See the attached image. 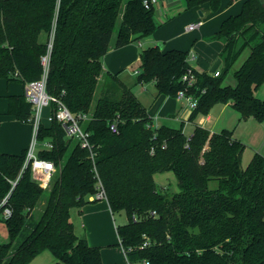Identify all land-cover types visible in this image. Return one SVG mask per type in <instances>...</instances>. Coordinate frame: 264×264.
I'll return each mask as SVG.
<instances>
[{
	"label": "trees",
	"instance_id": "obj_1",
	"mask_svg": "<svg viewBox=\"0 0 264 264\" xmlns=\"http://www.w3.org/2000/svg\"><path fill=\"white\" fill-rule=\"evenodd\" d=\"M203 3L214 12L221 6V0H187V7ZM157 27L155 6L146 8L143 0H0V78L25 85L47 67L48 94L72 113L89 115L81 125L93 145L69 138L56 118L41 122L38 139L54 146L38 156L58 168L49 188L38 184L30 165L22 170L27 149L0 152V222L8 229V240L0 241V264H29L47 249L54 264H105L101 247L76 233L71 215V209L81 212L97 201L90 197L99 181L112 212L127 214L117 232L130 264H264V155L256 151L244 166L246 143L232 129L212 133L196 125L187 134L183 127L153 125L133 87L104 70L115 32L119 48ZM214 38L223 43L219 75L197 72L185 50L156 45L142 48L135 84L152 81L159 94L176 97L192 68L190 92L198 104L190 120L216 103H230L241 118L264 121V99L257 96L264 80V0H244ZM245 49L250 53L234 70L236 85L224 84ZM7 98L8 114L33 123L25 94ZM49 107L55 114L59 103ZM114 122L116 132L110 128ZM165 172L175 174L178 191L159 186L156 175ZM6 207L12 211L7 218Z\"/></svg>",
	"mask_w": 264,
	"mask_h": 264
},
{
	"label": "crops",
	"instance_id": "obj_2",
	"mask_svg": "<svg viewBox=\"0 0 264 264\" xmlns=\"http://www.w3.org/2000/svg\"><path fill=\"white\" fill-rule=\"evenodd\" d=\"M243 2L244 0H221V6L219 10L214 12L211 9L209 3H203L199 6L189 8L187 7V0H156L154 6L156 9V21L158 24L157 29L152 35L143 38L140 42L134 41L123 47L117 48L115 47V40L111 41L110 49L103 58L104 70L106 72L109 71L112 73H118V75L121 77L124 70L127 68H132L136 65L138 67V69L135 68L134 70L136 73V71H139L140 69V52L142 48L156 46L161 43V48H163V50L175 48L189 52L190 63L197 72H207L209 74H214L216 71H221L223 68V60L221 59L220 51L222 49L223 43L221 40L215 39L214 36L219 30L222 21L228 15L237 14L241 11ZM235 4L238 5V8L240 9L235 8ZM240 5L241 7H239ZM200 11L202 14H200ZM196 22H201L198 27L190 31L186 30L189 24ZM248 55L249 54H245L243 57L240 55L234 64V67L238 69L248 57ZM226 79L224 81V84L226 85L235 86L237 83L236 79L234 84L227 82ZM13 94H25V85L17 81L11 82L5 78L4 80H0V152L20 154L28 148L31 142L33 135V124L31 122L21 121L14 115L8 114L9 101L7 96ZM175 99V97L163 93L155 98L156 102L153 114H159L161 116L158 120L159 125H162L161 119L169 117L180 120L182 125L186 124L188 121H191L192 130L191 133L188 134H192L196 125H205L204 127L208 128L212 133L218 132L214 131L212 127L206 125L212 118L210 115L202 117L200 121L190 120L191 111L189 110L183 117L181 115V110L185 109L184 107H186V104L185 102ZM226 106L233 107L230 103H224V107ZM47 108H49V110L47 111V114H45V116H47L46 121H42L46 125L50 124L48 116L51 111L50 107ZM150 108L148 107L149 114L153 122V116L150 113ZM239 119H241V117ZM153 125H155L154 122ZM182 125H172V127H182ZM102 210H104L106 219V215H108V221L110 220V223L111 219L109 211H111L113 224L117 231L118 225L114 218V213L112 212L106 199H97V201L84 205L80 212V216L83 217L84 221L87 223V226L94 227V217L98 211ZM77 211L79 212L78 208ZM2 232L3 226L0 223V234ZM85 233L88 238L87 240L91 245L101 247L102 259L105 264H124L122 253L125 255V252L120 243L121 240L119 235H117L118 241H109L103 235H96V233H94V231H90L88 227H86ZM7 240L8 229L7 237L0 241ZM112 245H115V247L113 248ZM42 253H48L47 258L51 261V264L55 263V257L50 250H44ZM31 263L32 261L30 264ZM127 263L130 264L129 262Z\"/></svg>",
	"mask_w": 264,
	"mask_h": 264
},
{
	"label": "rangeland",
	"instance_id": "obj_3",
	"mask_svg": "<svg viewBox=\"0 0 264 264\" xmlns=\"http://www.w3.org/2000/svg\"><path fill=\"white\" fill-rule=\"evenodd\" d=\"M234 7L238 8V5L235 4ZM239 7H241V5ZM116 36L117 33L115 32L113 34L112 41L113 40L116 41ZM245 54H249V49L247 50L245 49L241 54V56L243 57L245 56ZM135 68L138 69V67L135 65L132 68H127L126 70H124L121 75V78L128 86L133 87L134 92L136 93V95L139 97V99L142 101L144 105H146L149 108L151 107L150 113L153 116L154 124L158 127L162 126L163 124H167L171 126L172 125L181 126L182 122L180 120H176L175 118H169V117L161 119L162 125L158 124V120L161 116L159 114L158 115L153 114V111L155 109V102H156L155 98L160 94L158 93V90L152 81L142 82L135 85L137 80V74L134 72ZM235 69L236 68L233 66V68L229 71V73L226 76L227 78L226 81L232 84L235 83V77L233 73ZM0 80H4V78H0ZM103 90L105 91V89ZM100 93H101V89L97 91L95 95V100L98 99L100 96H102V94ZM257 96L264 99V80L260 85L259 89L257 90ZM175 98H176L175 100L180 101L177 97ZM184 108H185L184 110L183 109L181 110V115L183 117L186 115V112L189 111L187 107ZM48 110L49 108H47V106L43 110V114H42L43 122L46 121L47 116H45V114H47ZM208 115L212 116V118L210 122L206 124L207 126L212 127L214 131H220L223 128L232 129L233 135L239 138L244 143H246V148L244 150L243 160H242L244 166L248 164L255 151L260 152L264 155V121H259L258 119L252 116L239 119L240 118L239 112L234 107L231 106L224 107V103L214 104L210 108L208 113H204V112L199 113L195 118V120L200 121L202 117ZM182 127H184V130L187 134L191 133L192 122L188 121L186 124L182 125ZM156 181L159 184V186L166 187V190H168L169 193H174L175 191L179 190L178 181L173 172H165V173L157 174ZM211 185L215 186V183L212 182ZM42 210H43V204L39 205V207L34 211L35 220H38V218L42 213ZM109 215H110L111 223L110 220L108 221V215H106L107 219L105 218L104 210L98 211V213H96L94 217L95 226L91 227V226H87V223L84 221L83 217L80 216V211L79 212L77 211V208L72 209V221L75 223L76 231L79 236H84L87 238L85 230L86 227H88V229H90V231H94L96 235L97 234L103 235L109 241H114V240L118 241V236H117L118 234L113 224V219H112L113 217L111 211H109ZM114 218L116 220L117 225H121L127 221L128 217L126 212L122 210V211L114 212ZM0 223L3 226V232L0 234V240H3L4 238L7 237V229H6V224L4 222L1 221ZM112 247L114 248L115 245H112ZM47 254L48 253L41 252L38 256H36V258L32 260L31 264H51V261L47 258ZM122 257L124 260V264H128L127 263L128 261L126 260L124 253H122ZM133 264H140V263H133Z\"/></svg>",
	"mask_w": 264,
	"mask_h": 264
},
{
	"label": "built area",
	"instance_id": "obj_4",
	"mask_svg": "<svg viewBox=\"0 0 264 264\" xmlns=\"http://www.w3.org/2000/svg\"><path fill=\"white\" fill-rule=\"evenodd\" d=\"M156 0H143L146 8H151L154 6ZM201 22L191 23L187 26L186 30L190 31L195 29L200 25ZM48 57H44L43 61L46 65L48 63ZM138 73V71H136ZM220 71L214 73L215 76L219 75ZM47 81V67L43 76L39 80L30 81L25 84V96L28 102L32 104L33 111V135L31 142L27 148L26 159L23 165V169L27 168L29 165L32 168V174L34 179L43 188H49L54 174L57 172V166L52 160L42 159L38 156L40 150L52 149L53 143L50 139H45L40 141L37 137L39 125L42 122V114L44 108L50 106L51 101H57L59 103V108L55 114L51 113L48 116V120L51 122L54 118L60 121L66 130V134L69 138L78 139L82 147H87L92 149L93 145L90 142L91 132L85 130L81 122L85 121L89 115L86 113H72L58 98L53 97L48 94L46 90ZM182 81L186 84L184 89L179 90L177 98L180 101L186 103L188 110H193L198 104V97L190 92L194 82L196 81V73L192 68H189L187 72L182 76ZM112 131H117V125L112 123L110 125ZM93 157V154L91 155ZM16 182H14L15 184ZM91 199H106V192L99 181V189L96 194L90 197ZM8 200V195L3 199L1 205L6 204ZM12 211L9 207H6L3 211L2 216L7 218L11 215ZM136 220V217L134 216ZM144 243V245H146ZM148 264V262H145Z\"/></svg>",
	"mask_w": 264,
	"mask_h": 264
},
{
	"label": "water",
	"instance_id": "obj_5",
	"mask_svg": "<svg viewBox=\"0 0 264 264\" xmlns=\"http://www.w3.org/2000/svg\"><path fill=\"white\" fill-rule=\"evenodd\" d=\"M200 14H202V12H201V11H200ZM158 46L162 47V44H161V43H159V44H158Z\"/></svg>",
	"mask_w": 264,
	"mask_h": 264
}]
</instances>
